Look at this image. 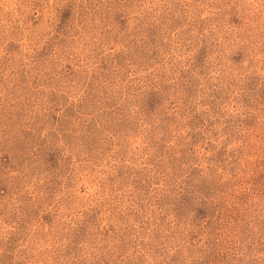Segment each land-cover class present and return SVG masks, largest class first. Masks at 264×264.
<instances>
[{
  "label": "rangeland",
  "instance_id": "1",
  "mask_svg": "<svg viewBox=\"0 0 264 264\" xmlns=\"http://www.w3.org/2000/svg\"><path fill=\"white\" fill-rule=\"evenodd\" d=\"M0 264H264V0H0Z\"/></svg>",
  "mask_w": 264,
  "mask_h": 264
}]
</instances>
